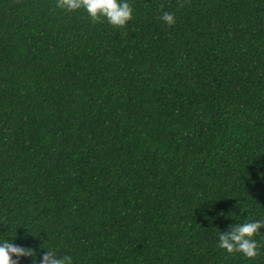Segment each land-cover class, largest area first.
<instances>
[{"label": "trees", "instance_id": "1", "mask_svg": "<svg viewBox=\"0 0 264 264\" xmlns=\"http://www.w3.org/2000/svg\"><path fill=\"white\" fill-rule=\"evenodd\" d=\"M130 2L113 26L0 0V237L73 264H264V226L254 257L217 245L264 215V0Z\"/></svg>", "mask_w": 264, "mask_h": 264}, {"label": "clouds", "instance_id": "2", "mask_svg": "<svg viewBox=\"0 0 264 264\" xmlns=\"http://www.w3.org/2000/svg\"><path fill=\"white\" fill-rule=\"evenodd\" d=\"M57 8L65 11L83 10L92 20L104 19L113 26H123L131 18L133 8L130 0H55ZM159 19L171 25L175 23V13L164 10ZM264 226V215L231 222L225 230H219L217 245L227 252L237 251L246 257H254L258 252L256 234ZM15 243L12 237H0V264H17L21 256L30 258L31 264H73V257L67 253L58 254L50 246L41 247Z\"/></svg>", "mask_w": 264, "mask_h": 264}]
</instances>
